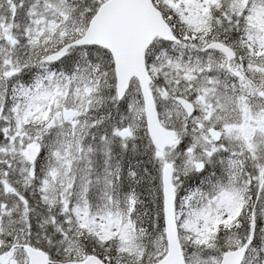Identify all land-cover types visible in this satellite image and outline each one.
Returning a JSON list of instances; mask_svg holds the SVG:
<instances>
[{"label":"snow or ice","instance_id":"1","mask_svg":"<svg viewBox=\"0 0 264 264\" xmlns=\"http://www.w3.org/2000/svg\"><path fill=\"white\" fill-rule=\"evenodd\" d=\"M0 264H264V0H0Z\"/></svg>","mask_w":264,"mask_h":264}]
</instances>
